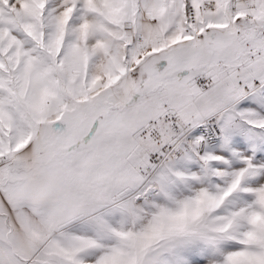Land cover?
I'll return each instance as SVG.
<instances>
[{
	"label": "snow or ice",
	"instance_id": "1",
	"mask_svg": "<svg viewBox=\"0 0 264 264\" xmlns=\"http://www.w3.org/2000/svg\"><path fill=\"white\" fill-rule=\"evenodd\" d=\"M0 264H264V0H0Z\"/></svg>",
	"mask_w": 264,
	"mask_h": 264
}]
</instances>
